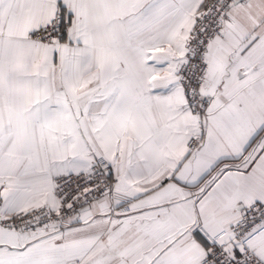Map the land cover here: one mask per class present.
<instances>
[{"label":"snow or ice","instance_id":"6c2138e0","mask_svg":"<svg viewBox=\"0 0 264 264\" xmlns=\"http://www.w3.org/2000/svg\"><path fill=\"white\" fill-rule=\"evenodd\" d=\"M0 264H264V0H0Z\"/></svg>","mask_w":264,"mask_h":264}]
</instances>
